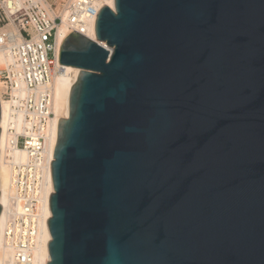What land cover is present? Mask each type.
<instances>
[{
	"label": "water",
	"instance_id": "water-1",
	"mask_svg": "<svg viewBox=\"0 0 264 264\" xmlns=\"http://www.w3.org/2000/svg\"><path fill=\"white\" fill-rule=\"evenodd\" d=\"M93 30L59 48L46 264H264V0H113Z\"/></svg>",
	"mask_w": 264,
	"mask_h": 264
},
{
	"label": "built area",
	"instance_id": "built-area-1",
	"mask_svg": "<svg viewBox=\"0 0 264 264\" xmlns=\"http://www.w3.org/2000/svg\"><path fill=\"white\" fill-rule=\"evenodd\" d=\"M57 1L65 18L50 12L57 8ZM109 1L0 0V52L8 58L0 66V81L5 85L2 97L10 102L9 144L26 153L24 160L10 162L3 238L13 264L33 263L49 218L44 213L52 193L48 149L54 126L51 83L57 75L73 73L59 63L58 25L63 22L69 32L83 34L94 27L97 12L103 5L109 6ZM12 90L16 91L13 95Z\"/></svg>",
	"mask_w": 264,
	"mask_h": 264
},
{
	"label": "bare ground",
	"instance_id": "bare-ground-1",
	"mask_svg": "<svg viewBox=\"0 0 264 264\" xmlns=\"http://www.w3.org/2000/svg\"><path fill=\"white\" fill-rule=\"evenodd\" d=\"M109 6L113 8V1L108 2ZM52 15H59L65 18V11L63 8L57 6L56 9L50 11ZM9 26V25H8ZM13 26V25H10ZM14 27V26H13ZM69 33V29L62 22L58 25L56 36H57V47L61 45L65 36ZM83 34L93 40H95L94 30L90 28L88 31H84ZM103 46H106L103 42H100ZM60 48V47H59ZM110 49V48H109ZM8 58L0 52V66H5ZM72 74L57 75L53 78L51 83V98H52V111L54 113V126L52 135L49 141V158H53V150L55 144L56 127L59 118H65L68 115V100L71 87L76 81L79 70L76 67L67 66ZM5 91V85L0 81V204L2 206V212L0 214V264H13L11 262L12 252L4 245L3 230L6 222V208L9 200V185H10V162L12 160H24L26 153L20 148L11 147L9 144V100L2 97V92ZM16 91L12 90L11 94H15ZM25 93V90L22 91ZM52 191L51 184L49 186V192ZM45 218L50 216V210L48 204L45 209ZM50 240V234L48 228H44V235L42 242L34 254V260L32 264H46L49 260L47 243Z\"/></svg>",
	"mask_w": 264,
	"mask_h": 264
},
{
	"label": "rangeland",
	"instance_id": "rangeland-1",
	"mask_svg": "<svg viewBox=\"0 0 264 264\" xmlns=\"http://www.w3.org/2000/svg\"><path fill=\"white\" fill-rule=\"evenodd\" d=\"M59 3H60V2H59V1H57V6H58V7H59Z\"/></svg>",
	"mask_w": 264,
	"mask_h": 264
}]
</instances>
